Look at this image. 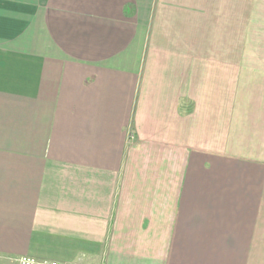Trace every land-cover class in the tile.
Wrapping results in <instances>:
<instances>
[{"label":"crops","instance_id":"obj_1","mask_svg":"<svg viewBox=\"0 0 264 264\" xmlns=\"http://www.w3.org/2000/svg\"><path fill=\"white\" fill-rule=\"evenodd\" d=\"M262 201L264 0H0V264H246Z\"/></svg>","mask_w":264,"mask_h":264},{"label":"rangeland","instance_id":"obj_2","mask_svg":"<svg viewBox=\"0 0 264 264\" xmlns=\"http://www.w3.org/2000/svg\"><path fill=\"white\" fill-rule=\"evenodd\" d=\"M132 136L133 135H131V137ZM212 142L213 144H215L214 145L215 148L219 147V134H215L212 137ZM263 202L264 201H262V205L260 209L258 211L256 210L257 211L256 214L249 217V219L253 221L252 227L247 229V231L244 229L239 230V235L241 236V238L243 239L245 236L244 241L246 240L245 242L246 246L243 248L245 262L248 261L246 264H264V204ZM237 217L238 216H236V218ZM243 217L246 218V215L244 214Z\"/></svg>","mask_w":264,"mask_h":264},{"label":"built area","instance_id":"obj_3","mask_svg":"<svg viewBox=\"0 0 264 264\" xmlns=\"http://www.w3.org/2000/svg\"><path fill=\"white\" fill-rule=\"evenodd\" d=\"M13 264H68V263H62L56 261L40 263L31 257H20L13 260Z\"/></svg>","mask_w":264,"mask_h":264}]
</instances>
